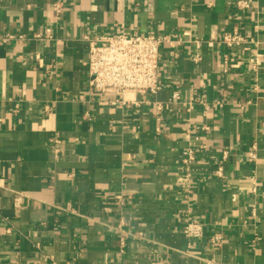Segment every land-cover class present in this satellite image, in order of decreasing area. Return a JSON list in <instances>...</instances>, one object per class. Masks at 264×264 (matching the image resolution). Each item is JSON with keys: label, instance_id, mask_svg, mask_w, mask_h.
Returning a JSON list of instances; mask_svg holds the SVG:
<instances>
[{"label": "crops", "instance_id": "crops-1", "mask_svg": "<svg viewBox=\"0 0 264 264\" xmlns=\"http://www.w3.org/2000/svg\"><path fill=\"white\" fill-rule=\"evenodd\" d=\"M236 1L0 0V264H264V0ZM235 24L255 41L225 71ZM121 33L172 41L131 108L87 74L84 36Z\"/></svg>", "mask_w": 264, "mask_h": 264}, {"label": "built area", "instance_id": "built-area-1", "mask_svg": "<svg viewBox=\"0 0 264 264\" xmlns=\"http://www.w3.org/2000/svg\"><path fill=\"white\" fill-rule=\"evenodd\" d=\"M252 0H237V9L247 10L251 7ZM49 33L50 29L47 30ZM14 36L7 34L3 41L13 39ZM84 38L89 41V58L87 62V74L89 87L92 93L100 98H105L112 105H119L123 108H131L132 105H139L137 101L127 97L129 93L156 94L160 87V61L161 48L165 42H172L166 35L133 33L100 37ZM254 38L245 34L240 25L235 24L231 29L225 31L220 42L226 46L229 52L224 54L225 71L229 70L232 64L230 52L240 47H246L254 43ZM202 39L194 40L196 48L202 44ZM208 44H213L208 41ZM200 56L194 57L198 61ZM252 65L257 68L264 63L263 55L256 54L250 57ZM177 97V95H175ZM55 142L58 144L59 140ZM227 152L224 153L226 158ZM254 158V153H250ZM197 160V153L194 149L184 150L179 158L180 167L184 172V182L188 181L192 175V166ZM217 174L223 175L222 165L218 167ZM16 203H20V197L16 198ZM124 219H121L119 228L123 231ZM186 237L190 239L201 237L204 233V226L198 219H189L183 228ZM142 233H139L141 235ZM121 245H125V238L121 235ZM222 237L215 235L212 241L219 243ZM149 264H171L164 260H151Z\"/></svg>", "mask_w": 264, "mask_h": 264}]
</instances>
